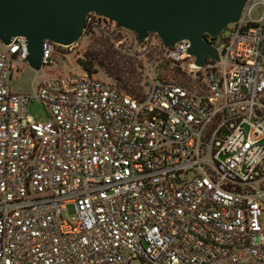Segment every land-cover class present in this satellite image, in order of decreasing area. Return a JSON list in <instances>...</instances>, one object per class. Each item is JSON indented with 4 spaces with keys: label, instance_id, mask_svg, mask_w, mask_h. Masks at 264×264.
<instances>
[{
    "label": "built area",
    "instance_id": "1",
    "mask_svg": "<svg viewBox=\"0 0 264 264\" xmlns=\"http://www.w3.org/2000/svg\"><path fill=\"white\" fill-rule=\"evenodd\" d=\"M98 28L122 29L89 13L82 36ZM206 40L202 67L161 44L182 81L138 96L78 60L14 94L26 40L0 43V264H264V0ZM78 43L43 41L40 71Z\"/></svg>",
    "mask_w": 264,
    "mask_h": 264
},
{
    "label": "water",
    "instance_id": "2",
    "mask_svg": "<svg viewBox=\"0 0 264 264\" xmlns=\"http://www.w3.org/2000/svg\"><path fill=\"white\" fill-rule=\"evenodd\" d=\"M249 0H0V43L26 40L28 67L40 72L43 41L69 47L82 37L89 13L107 18L136 35L138 41L156 35L169 48L187 40L188 55L202 67L218 60L206 40L240 20Z\"/></svg>",
    "mask_w": 264,
    "mask_h": 264
},
{
    "label": "rangeland",
    "instance_id": "3",
    "mask_svg": "<svg viewBox=\"0 0 264 264\" xmlns=\"http://www.w3.org/2000/svg\"><path fill=\"white\" fill-rule=\"evenodd\" d=\"M251 16L254 20L258 18L255 10ZM105 33L98 28L91 34L82 36L76 46L62 49L61 52L66 58L65 61L58 63L56 70L35 72L28 66H23L12 77L11 92L30 95L44 79L67 73L75 66L76 60L90 64L96 78L114 84L122 90H125L123 85L127 81L133 83L141 92L154 81L171 80L177 83L182 81L176 68L164 58L161 41L156 35H150L140 42L134 33L124 29L110 34ZM109 58L119 62L121 73L111 69L112 76L108 74L106 64ZM127 68L128 72L125 73ZM116 76L120 78L119 81ZM27 112L36 122L44 123L48 119L45 108L38 101H31L27 106ZM67 213L70 216L73 214L72 207L67 208Z\"/></svg>",
    "mask_w": 264,
    "mask_h": 264
},
{
    "label": "trees",
    "instance_id": "4",
    "mask_svg": "<svg viewBox=\"0 0 264 264\" xmlns=\"http://www.w3.org/2000/svg\"><path fill=\"white\" fill-rule=\"evenodd\" d=\"M78 62H79V65L81 66V68L85 72H87L89 75H93V72L91 70V65L90 64L87 65L85 62H82V61H78ZM106 65H108L107 66V69H108V72H109L108 74L110 76H112V74H113V72L110 71L111 69L114 70V71H116L117 73H121L122 72L121 69H120L119 62L118 61H114L113 58H109L107 60V64ZM128 69L129 68H127L126 71H124V72L127 73L128 72ZM116 79H117V81L120 80V78L118 76H116ZM123 88L126 90L127 93L132 94V95L138 96L141 93V91L133 83H130L129 81H127L126 83H124Z\"/></svg>",
    "mask_w": 264,
    "mask_h": 264
}]
</instances>
